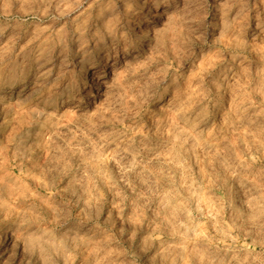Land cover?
<instances>
[{"label":"rangeland","instance_id":"1","mask_svg":"<svg viewBox=\"0 0 264 264\" xmlns=\"http://www.w3.org/2000/svg\"><path fill=\"white\" fill-rule=\"evenodd\" d=\"M0 264H264V0H0Z\"/></svg>","mask_w":264,"mask_h":264},{"label":"bare ground","instance_id":"2","mask_svg":"<svg viewBox=\"0 0 264 264\" xmlns=\"http://www.w3.org/2000/svg\"><path fill=\"white\" fill-rule=\"evenodd\" d=\"M134 35H138V32H133Z\"/></svg>","mask_w":264,"mask_h":264}]
</instances>
